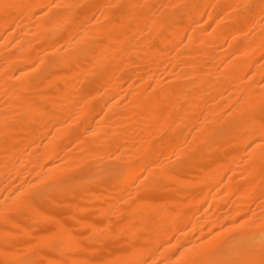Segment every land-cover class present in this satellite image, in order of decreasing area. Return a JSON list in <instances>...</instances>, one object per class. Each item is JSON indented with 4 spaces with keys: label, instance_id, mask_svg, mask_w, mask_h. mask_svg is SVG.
Returning a JSON list of instances; mask_svg holds the SVG:
<instances>
[{
    "label": "bare ground",
    "instance_id": "1",
    "mask_svg": "<svg viewBox=\"0 0 264 264\" xmlns=\"http://www.w3.org/2000/svg\"><path fill=\"white\" fill-rule=\"evenodd\" d=\"M262 252L264 0H0V264Z\"/></svg>",
    "mask_w": 264,
    "mask_h": 264
},
{
    "label": "snow or ice",
    "instance_id": "2",
    "mask_svg": "<svg viewBox=\"0 0 264 264\" xmlns=\"http://www.w3.org/2000/svg\"><path fill=\"white\" fill-rule=\"evenodd\" d=\"M9 7H11V5H8V4L4 5L5 9ZM225 264H257V262L254 260H247V261L230 260V261L225 262ZM258 264H264V252H262V257L260 261L258 262Z\"/></svg>",
    "mask_w": 264,
    "mask_h": 264
}]
</instances>
